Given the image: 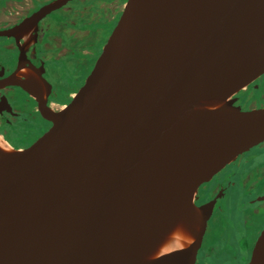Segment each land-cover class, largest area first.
I'll return each mask as SVG.
<instances>
[{"label": "water", "instance_id": "1", "mask_svg": "<svg viewBox=\"0 0 264 264\" xmlns=\"http://www.w3.org/2000/svg\"><path fill=\"white\" fill-rule=\"evenodd\" d=\"M261 74L264 0H124L70 100L37 103L50 127L0 148V264H196L216 200L198 188L264 142V107L235 104Z\"/></svg>", "mask_w": 264, "mask_h": 264}, {"label": "flooded vegetation", "instance_id": "2", "mask_svg": "<svg viewBox=\"0 0 264 264\" xmlns=\"http://www.w3.org/2000/svg\"><path fill=\"white\" fill-rule=\"evenodd\" d=\"M123 1L0 0V32L14 29L43 8L57 3L55 8L42 14L35 24L30 25L23 32L9 36L0 35V51L4 54V57L0 56V80L8 77H17V81L31 79L34 85L32 89L29 81L26 86L35 96V98L32 97L18 85L0 86V141L6 143L11 149H23L50 127V122L38 113L37 103L45 101L52 110H58L66 104L58 101L57 87L54 86L53 80L65 85L63 81L67 77L78 79L82 77L85 69L88 70L87 73L89 72V65L91 68L101 50L93 53L92 50L96 49L99 43V37L94 38V32L89 27L99 26V23L104 21L108 25L104 27L105 29H108L109 25L113 28L120 15ZM263 78L264 74H261L238 94L243 95L247 89L259 87L257 83ZM74 93L75 91L67 93L69 99ZM238 94L236 105H239ZM32 129L37 132L34 135H28ZM263 144L264 142L249 151ZM238 158L240 160L235 166L234 163ZM245 167L246 162L243 157H237L215 174L210 181L198 188L196 205H201L214 198L216 200L197 253L196 264L199 263L200 251L206 250L212 243V231L220 229L225 235L227 233L223 228L225 220L222 219V224H217L223 214L218 212L216 206L228 190L232 177L239 182L240 187L246 191L248 196L245 198L244 193L239 192L238 196L241 201H245L248 205L264 204V199H260L264 196V190L260 194L255 193L261 178L253 185V181H248L247 178L251 169L245 171ZM261 214L263 218L257 223L260 230L258 234L264 227V207ZM247 222L249 225V219Z\"/></svg>", "mask_w": 264, "mask_h": 264}, {"label": "rangeland", "instance_id": "3", "mask_svg": "<svg viewBox=\"0 0 264 264\" xmlns=\"http://www.w3.org/2000/svg\"><path fill=\"white\" fill-rule=\"evenodd\" d=\"M106 26L108 25L105 24L104 21H101L99 26L95 25L89 27V29L94 32L93 37H99L97 48L92 50L94 54L101 49L105 39H107L109 32L112 29L111 25H109L108 29L104 28ZM0 56L4 57L2 51H0ZM90 69L89 65V71ZM87 71L88 70L85 69L82 77H79L78 79L67 77L63 81V83L65 82V85H61L53 80L54 86L57 87L58 101L61 103H67L70 100L67 93L77 91L88 75L89 72L87 73ZM257 84L259 87H252L245 91L247 95L243 96L238 94V104L241 105L242 109L246 110L264 107V78ZM32 131L33 129L28 132V135H34L37 132V130ZM241 157H243V160L246 162L244 170L247 171L251 169L247 174L248 181H253L254 185L261 178L255 193L256 195L262 193L264 190V167L261 166L264 165V144L257 149H253L243 154ZM239 160L240 158L234 163L235 166L238 165ZM239 192L244 193L243 195L245 198L248 197L246 191L240 187L239 182L232 177L228 190L216 206L218 212H220L221 215L223 214L217 224H222V219L225 220V222L223 221V228L227 233L225 235L220 229H214L212 231L211 246L213 247V250H211L209 254L205 252L204 249L201 250L198 257V264H247V258L250 256L251 249L259 235L258 232L260 230L259 227H257V223L263 218L261 211L264 204L248 205L245 201L240 200L241 198L238 196ZM247 219H249V225ZM174 238H176L177 242L181 239L178 236H174ZM172 240L168 243V246L178 244L177 242H174V239ZM232 249L235 250L234 252H237L239 257H236Z\"/></svg>", "mask_w": 264, "mask_h": 264}, {"label": "bare ground", "instance_id": "4", "mask_svg": "<svg viewBox=\"0 0 264 264\" xmlns=\"http://www.w3.org/2000/svg\"><path fill=\"white\" fill-rule=\"evenodd\" d=\"M1 144V149L2 150H8V146L6 143H3L2 141H0ZM185 242H188V239L185 240ZM179 246V244H173V246H169V249H176Z\"/></svg>", "mask_w": 264, "mask_h": 264}, {"label": "trees", "instance_id": "5", "mask_svg": "<svg viewBox=\"0 0 264 264\" xmlns=\"http://www.w3.org/2000/svg\"><path fill=\"white\" fill-rule=\"evenodd\" d=\"M243 96H245V93L243 94ZM211 250H213V247H212L211 245H209V246L206 248V250H204V251H206V252L209 254V252H210ZM232 251L234 252L235 250L232 249ZM234 254L236 255V257H239V255L237 254V252H234Z\"/></svg>", "mask_w": 264, "mask_h": 264}]
</instances>
